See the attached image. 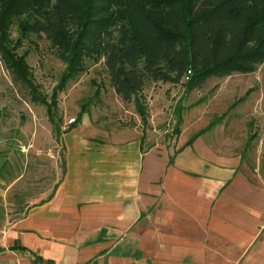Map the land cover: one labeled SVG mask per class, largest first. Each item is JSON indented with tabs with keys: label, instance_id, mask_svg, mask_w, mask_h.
I'll return each mask as SVG.
<instances>
[{
	"label": "crops",
	"instance_id": "1",
	"mask_svg": "<svg viewBox=\"0 0 264 264\" xmlns=\"http://www.w3.org/2000/svg\"><path fill=\"white\" fill-rule=\"evenodd\" d=\"M143 131L65 133L63 178L0 225V264H264L263 192L193 149L152 167Z\"/></svg>",
	"mask_w": 264,
	"mask_h": 264
},
{
	"label": "rangeland",
	"instance_id": "2",
	"mask_svg": "<svg viewBox=\"0 0 264 264\" xmlns=\"http://www.w3.org/2000/svg\"><path fill=\"white\" fill-rule=\"evenodd\" d=\"M23 20L0 24V47L24 58L42 95L52 98L70 58L79 73L58 90V135L47 106L32 101L27 88L13 80L0 51V225L23 216L57 187L64 175L62 137L70 131L93 138L136 126L144 130L145 146L153 149L152 167L163 170L180 158L186 164L184 154L191 157L187 151L193 149L201 167L225 166L233 172L231 180L250 181L264 196V63L252 73L211 77L189 93L186 79H148L141 92L145 124L135 103L124 102L111 86L105 55L88 46L92 41L78 16L65 22L75 42L69 51L47 34L23 32Z\"/></svg>",
	"mask_w": 264,
	"mask_h": 264
},
{
	"label": "trees",
	"instance_id": "3",
	"mask_svg": "<svg viewBox=\"0 0 264 264\" xmlns=\"http://www.w3.org/2000/svg\"><path fill=\"white\" fill-rule=\"evenodd\" d=\"M21 16L23 32L47 34L67 51L75 42L65 22L78 16L91 38L88 46L105 55L111 86L124 102L135 103L145 124L141 92L148 79L180 83L188 77L189 93L211 77L252 73L264 63V0H0V24ZM0 51L13 80L27 88L32 101L47 106L59 135L58 90L79 73L72 58L47 99L32 83L24 58L3 46ZM61 56L67 58L64 52ZM10 248L28 250L21 244ZM35 259L52 264L40 255Z\"/></svg>",
	"mask_w": 264,
	"mask_h": 264
},
{
	"label": "built area",
	"instance_id": "4",
	"mask_svg": "<svg viewBox=\"0 0 264 264\" xmlns=\"http://www.w3.org/2000/svg\"><path fill=\"white\" fill-rule=\"evenodd\" d=\"M186 79H188V77H186ZM75 121V118L71 119L69 122L70 124L73 123Z\"/></svg>",
	"mask_w": 264,
	"mask_h": 264
}]
</instances>
